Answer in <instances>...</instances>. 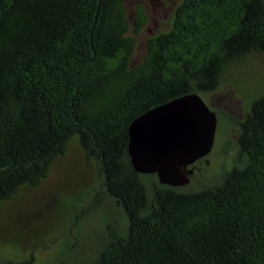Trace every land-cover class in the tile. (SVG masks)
Segmentation results:
<instances>
[{
  "label": "trees",
  "instance_id": "1",
  "mask_svg": "<svg viewBox=\"0 0 264 264\" xmlns=\"http://www.w3.org/2000/svg\"><path fill=\"white\" fill-rule=\"evenodd\" d=\"M136 15L131 26L126 0H0V210L75 145L127 220L94 264H264V93L215 185L184 192L158 178L149 190L153 175L136 173L128 152L135 119L264 59V0H177L170 30L134 64L146 23Z\"/></svg>",
  "mask_w": 264,
  "mask_h": 264
},
{
  "label": "rangeland",
  "instance_id": "2",
  "mask_svg": "<svg viewBox=\"0 0 264 264\" xmlns=\"http://www.w3.org/2000/svg\"><path fill=\"white\" fill-rule=\"evenodd\" d=\"M126 5L131 26L139 8L146 15L133 58L137 64L147 41L170 30L177 0H126ZM226 77L215 90L201 96L220 115L213 149L189 167L186 183L174 189L195 192L215 185L236 164L239 123L253 100L264 93V59L254 57L233 65ZM143 181L149 190L159 182L155 176H144ZM102 185L94 165L83 162L72 145L67 158L55 164L40 187L23 189L0 210V264L29 260L33 264H94L109 231H127L121 208ZM64 200L69 205L66 211L60 209Z\"/></svg>",
  "mask_w": 264,
  "mask_h": 264
},
{
  "label": "water",
  "instance_id": "3",
  "mask_svg": "<svg viewBox=\"0 0 264 264\" xmlns=\"http://www.w3.org/2000/svg\"><path fill=\"white\" fill-rule=\"evenodd\" d=\"M217 126V113L199 94L146 112L129 128L128 152L134 171L157 175L166 186L185 184L189 167L212 151Z\"/></svg>",
  "mask_w": 264,
  "mask_h": 264
},
{
  "label": "flooded vegetation",
  "instance_id": "4",
  "mask_svg": "<svg viewBox=\"0 0 264 264\" xmlns=\"http://www.w3.org/2000/svg\"><path fill=\"white\" fill-rule=\"evenodd\" d=\"M137 17V15H135V18ZM153 176H155V177H158L157 175H153ZM105 192V191H104ZM107 195V194H106Z\"/></svg>",
  "mask_w": 264,
  "mask_h": 264
}]
</instances>
